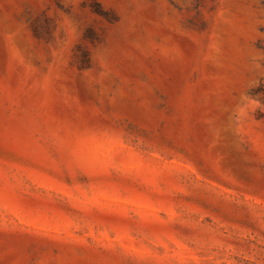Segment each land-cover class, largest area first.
I'll return each instance as SVG.
<instances>
[{"label":"rangeland","instance_id":"1","mask_svg":"<svg viewBox=\"0 0 264 264\" xmlns=\"http://www.w3.org/2000/svg\"><path fill=\"white\" fill-rule=\"evenodd\" d=\"M0 264H264V0H0Z\"/></svg>","mask_w":264,"mask_h":264}]
</instances>
